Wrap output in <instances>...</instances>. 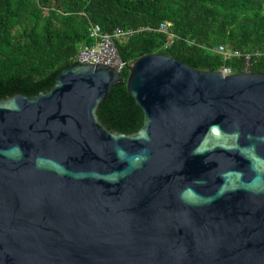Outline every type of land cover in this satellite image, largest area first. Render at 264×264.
I'll list each match as a JSON object with an SVG mask.
<instances>
[{"label": "water", "instance_id": "1", "mask_svg": "<svg viewBox=\"0 0 264 264\" xmlns=\"http://www.w3.org/2000/svg\"><path fill=\"white\" fill-rule=\"evenodd\" d=\"M124 82L132 134L98 116ZM0 264H264V74L149 54L0 96Z\"/></svg>", "mask_w": 264, "mask_h": 264}, {"label": "trees", "instance_id": "2", "mask_svg": "<svg viewBox=\"0 0 264 264\" xmlns=\"http://www.w3.org/2000/svg\"><path fill=\"white\" fill-rule=\"evenodd\" d=\"M165 22L170 27L159 31ZM93 25L106 34L134 32L127 41L114 42L127 64L162 54L197 70L225 67L238 74L249 54V71L264 74V0H0V96L49 90L58 74L73 66L80 47L94 43ZM218 46L242 56L224 61L211 51ZM121 75L126 80L128 70ZM98 116L124 134L143 124L125 82L112 89Z\"/></svg>", "mask_w": 264, "mask_h": 264}, {"label": "built area", "instance_id": "3", "mask_svg": "<svg viewBox=\"0 0 264 264\" xmlns=\"http://www.w3.org/2000/svg\"><path fill=\"white\" fill-rule=\"evenodd\" d=\"M170 23L165 22L159 26V31L166 32L168 27H170ZM140 30H146L145 28ZM140 30L136 31L139 32ZM132 31H122L120 29H116L112 34L102 33L99 26H91L90 29V38L94 40V43L91 46H82L79 49V52L75 57L72 58L73 63L79 64H103L110 66L117 70L118 72H122L124 69L130 68L133 63H125L119 57L117 52L115 41L123 42L127 41L129 37L133 35ZM212 52L219 54L224 61L229 60L234 57L242 56L237 51H232L224 46H218L211 49ZM245 58L244 70L242 72H249L250 67V59L251 56L249 54L243 55ZM225 72H231L230 69L223 67L221 69ZM232 73V72H231Z\"/></svg>", "mask_w": 264, "mask_h": 264}, {"label": "bare ground", "instance_id": "4", "mask_svg": "<svg viewBox=\"0 0 264 264\" xmlns=\"http://www.w3.org/2000/svg\"><path fill=\"white\" fill-rule=\"evenodd\" d=\"M223 72H225V71H223Z\"/></svg>", "mask_w": 264, "mask_h": 264}]
</instances>
